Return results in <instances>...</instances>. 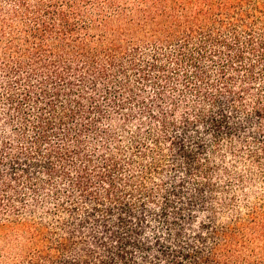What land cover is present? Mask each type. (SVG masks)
I'll list each match as a JSON object with an SVG mask.
<instances>
[{
  "label": "trees",
  "instance_id": "obj_1",
  "mask_svg": "<svg viewBox=\"0 0 264 264\" xmlns=\"http://www.w3.org/2000/svg\"><path fill=\"white\" fill-rule=\"evenodd\" d=\"M254 174L264 0H0V264H264Z\"/></svg>",
  "mask_w": 264,
  "mask_h": 264
},
{
  "label": "rangeland",
  "instance_id": "obj_2",
  "mask_svg": "<svg viewBox=\"0 0 264 264\" xmlns=\"http://www.w3.org/2000/svg\"><path fill=\"white\" fill-rule=\"evenodd\" d=\"M248 123L247 122H242L241 126H247ZM244 128V127H241ZM248 164L249 166H251L250 163L248 162H243V160L238 161L237 163H235V168L236 171L240 172L242 175H245L247 173V170H245L243 168L244 164ZM167 180V178H165V181ZM264 183L261 180V178L259 177L258 174H254L253 180L247 183H244L243 186L239 187V188H234L235 190V194H236V200H237V204L238 207L240 208V210H243V202H251L255 199V196L258 192H264ZM244 190V191H243ZM243 192L247 193V198L248 199H241L243 197ZM15 244L16 242L13 241L11 238H3L2 233L0 232V250H2L3 252H0V255L2 254H14L15 252Z\"/></svg>",
  "mask_w": 264,
  "mask_h": 264
}]
</instances>
